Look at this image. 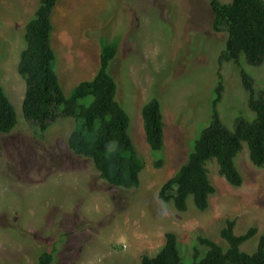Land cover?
<instances>
[{
    "label": "rangeland",
    "instance_id": "obj_1",
    "mask_svg": "<svg viewBox=\"0 0 264 264\" xmlns=\"http://www.w3.org/2000/svg\"><path fill=\"white\" fill-rule=\"evenodd\" d=\"M39 5L40 0H0V84L18 114L16 128L0 133V264H38L55 248L54 264H140L144 255L162 250L168 232L177 234L184 259L191 260L196 246L207 251L199 236L228 247L222 237L228 220L236 221L238 233L258 229L242 246L257 250L264 236V167L251 164L247 145L237 159L245 176L241 187L212 166L217 193L208 210L180 212L160 198L162 185L186 163L212 118L227 33L213 29L211 0H59L53 11L52 43L68 95L97 74L103 41L118 46L110 72L145 161L134 189L109 184L91 158L70 148L74 119H59L44 133L26 119L27 84L19 64L27 24ZM221 70L225 90L217 109L234 130L237 118H255L241 72L264 89V62L254 65L243 55L240 65L227 62ZM156 97L165 120L161 166L142 116Z\"/></svg>",
    "mask_w": 264,
    "mask_h": 264
},
{
    "label": "trees",
    "instance_id": "obj_2",
    "mask_svg": "<svg viewBox=\"0 0 264 264\" xmlns=\"http://www.w3.org/2000/svg\"><path fill=\"white\" fill-rule=\"evenodd\" d=\"M59 0H40L35 17L27 24L26 49L22 52L19 73L26 80L23 103L26 119L39 133L46 132L63 118L75 120L69 138L70 148L78 155L91 158L100 177L114 186L134 189L141 184L145 167L131 135V118L118 101V84L110 65L118 54L116 44L102 42L100 67L91 80L78 84L68 95L57 71V54L53 47V11ZM214 12L213 29L227 33V45L219 57L218 83L214 90L212 118L193 143L188 160L165 182L160 198L185 212L192 207L199 211L210 208L217 187L211 177L212 166L234 187L244 184L245 176L239 165L240 153L248 147L249 160L257 168L264 167V89L258 90L254 78L242 70V81L248 93V106L255 118L239 117L234 130L221 120L217 105L224 96L222 68L227 62L241 64L246 56L249 63L264 62V0H211ZM1 56V41H0ZM147 140L158 156L156 165L165 160V120L159 98L149 101L142 112ZM18 125L15 105L0 84V133H11ZM258 229L238 233L236 221L228 220L222 230L225 249L215 241L198 237L207 246L202 253L196 246L191 260H185L179 237L166 234V244L155 256L144 255L140 264H264V236L254 252L242 246L255 237ZM57 248L45 251L38 264H54Z\"/></svg>",
    "mask_w": 264,
    "mask_h": 264
}]
</instances>
